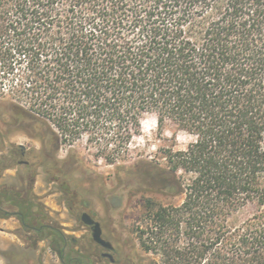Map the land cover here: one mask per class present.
<instances>
[{
    "label": "trees",
    "instance_id": "trees-1",
    "mask_svg": "<svg viewBox=\"0 0 264 264\" xmlns=\"http://www.w3.org/2000/svg\"><path fill=\"white\" fill-rule=\"evenodd\" d=\"M0 64L6 128L42 144L2 155L0 142V178L28 170L22 188L0 185V218L16 217L29 247L97 264L34 192L39 168L66 194L82 183L81 155L58 154L86 139L140 189L183 197L146 201L135 232L150 264H264V0H0ZM147 116L161 139L170 128L188 142L127 166ZM144 262L135 251L126 264Z\"/></svg>",
    "mask_w": 264,
    "mask_h": 264
},
{
    "label": "rangeland",
    "instance_id": "rangeland-1",
    "mask_svg": "<svg viewBox=\"0 0 264 264\" xmlns=\"http://www.w3.org/2000/svg\"><path fill=\"white\" fill-rule=\"evenodd\" d=\"M2 67L0 64V97H10L8 88L11 75ZM7 119L6 106L0 103V142L4 140L2 155H10L16 146L28 150L42 149L39 140L14 128H6L4 123ZM175 141L184 147L188 139L183 134L175 136L170 128L161 139L157 135L156 118L147 116L140 132L132 140L128 155L122 161L127 166L139 160L163 161L160 147ZM70 150H76L89 167L87 175L79 172L74 174L82 183L73 187L72 193L66 194L60 184L48 181L50 177L43 168L38 169L34 192L51 217L50 223L60 227L67 236L80 239L77 249L93 255V260L101 264L100 256L107 251L103 248L96 250L91 229L81 221L82 213L88 212L101 223L103 237L115 247L112 252L116 261L114 264H126L128 255L135 251L142 255L145 264H150L154 257L141 251L138 233L135 232L137 227L146 225V201L151 199L157 205H179L183 197L173 198L163 192L140 189L134 177L135 170L119 172L116 166L108 165L102 157H98L96 149L86 139L76 141L73 145H62L58 158L65 159ZM27 174L28 170L24 167L8 169L3 172L0 185L22 188L25 186L22 178ZM73 193L77 194L76 197ZM26 236L16 217L0 218V264H63L59 255L50 249L48 241L41 242L38 249H32L26 242Z\"/></svg>",
    "mask_w": 264,
    "mask_h": 264
},
{
    "label": "water",
    "instance_id": "water-1",
    "mask_svg": "<svg viewBox=\"0 0 264 264\" xmlns=\"http://www.w3.org/2000/svg\"><path fill=\"white\" fill-rule=\"evenodd\" d=\"M81 221L86 226L92 228V237L95 243L109 251L114 249L112 243L103 237V229L99 221H96L89 213H83ZM58 255L60 256V253ZM103 256L110 259L111 263H115L114 256L111 252H106Z\"/></svg>",
    "mask_w": 264,
    "mask_h": 264
},
{
    "label": "flooded vegetation",
    "instance_id": "flooded-vegetation-1",
    "mask_svg": "<svg viewBox=\"0 0 264 264\" xmlns=\"http://www.w3.org/2000/svg\"><path fill=\"white\" fill-rule=\"evenodd\" d=\"M83 213H88V212H83ZM83 213H82V214H83ZM89 214H90V213H89ZM90 215H91V214H90ZM81 216H82V215H81ZM91 216H92V215H91ZM92 217H93V216H92ZM93 218H94V217H93ZM94 219H95V218H94ZM95 220H96V219H95ZM96 221H97V220H96ZM89 228H90L91 231H92V228H91V227H89ZM113 247H114V246H113ZM102 248H103V247H102ZM103 249H104V248H103ZM105 250H106V249H105ZM114 250H115V247H114V249L111 250V251H109V250H106V251L112 253ZM105 253H106V252H104V253L102 254V257H103L104 259H107L108 261H110V259H108V258H106V257L103 256ZM58 254H59V253H58ZM113 256H114V255H113ZM59 257H60V259H62V258H61V254H60ZM114 259H115V257H114ZM110 263H111V261H110ZM111 264H114V263H111Z\"/></svg>",
    "mask_w": 264,
    "mask_h": 264
}]
</instances>
